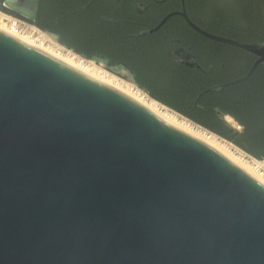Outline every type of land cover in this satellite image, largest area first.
I'll list each match as a JSON object with an SVG mask.
<instances>
[{"label":"water","instance_id":"obj_1","mask_svg":"<svg viewBox=\"0 0 264 264\" xmlns=\"http://www.w3.org/2000/svg\"><path fill=\"white\" fill-rule=\"evenodd\" d=\"M178 14L256 56L207 91L264 63V42ZM89 59L133 82L123 63ZM0 264H264V183L118 87L0 29Z\"/></svg>","mask_w":264,"mask_h":264},{"label":"trees","instance_id":"obj_2","mask_svg":"<svg viewBox=\"0 0 264 264\" xmlns=\"http://www.w3.org/2000/svg\"><path fill=\"white\" fill-rule=\"evenodd\" d=\"M138 1L147 7L143 14L136 12ZM183 2L188 18L211 34L243 43L264 42V0ZM86 3L38 0L32 22L43 31L58 33L61 43L83 57L105 59L109 70L123 63L134 84L150 98L253 158L264 160V63L238 83L207 91L244 76L256 56L200 35L178 15L150 34L134 35L156 26L169 12L180 10V0H109L104 4L95 0L85 11L73 8ZM178 47L192 53L199 67L176 62L170 52ZM220 114L229 115L240 129L226 123Z\"/></svg>","mask_w":264,"mask_h":264},{"label":"bare ground","instance_id":"obj_3","mask_svg":"<svg viewBox=\"0 0 264 264\" xmlns=\"http://www.w3.org/2000/svg\"><path fill=\"white\" fill-rule=\"evenodd\" d=\"M4 19H6L7 21L4 22L3 21ZM17 28L18 27H17L15 20L11 19L10 17H7V16L5 17L4 15L0 14V29L11 33L13 36L17 37L18 39H20L21 41L25 43L40 47V49L48 52L49 54L57 57L58 59H61L65 63L80 70L81 72L89 75L90 77L94 79H97L101 82L108 83V84L118 87L119 89L128 93L129 95L134 97L136 100H138L145 106L149 107L150 109H152L159 115L163 116L167 120L171 121L172 123L176 124L177 126L213 144L215 147H217L219 150L225 153L228 157L234 160L237 164H239L241 167L246 169L248 172H250L252 175L257 177L264 183V172H262L263 167H264L263 162L253 157L248 156L240 148L221 139L214 133L202 128L201 126L193 123L189 119L179 115L175 111L169 109L168 107L150 98L147 94H145L142 90H140L133 84L120 81L114 76L108 75L104 72L96 73L94 69L93 71H90L85 64L86 61L79 58L78 56L73 55L74 58H72L69 55H63L60 52H57V50L52 49L53 47L51 48L49 46H45L43 42L44 40L43 38L45 37V35L41 33V31L38 30L37 28L36 30L39 31L37 33L42 35L43 37L42 39H31L29 36H23L17 31ZM225 121L229 123V122H232V119L228 116H225Z\"/></svg>","mask_w":264,"mask_h":264},{"label":"flooded vegetation","instance_id":"obj_4","mask_svg":"<svg viewBox=\"0 0 264 264\" xmlns=\"http://www.w3.org/2000/svg\"><path fill=\"white\" fill-rule=\"evenodd\" d=\"M16 1V4L13 5V6H8V5H5L4 2L5 0H0V8L3 7L5 8L6 13H8L9 15L11 16H14L16 17V15H19V16H22L28 20H31L34 22V19H35V15H36V11H37V7H38V0H15ZM95 0H87V3L84 4V5H78V4H74L73 5V8L79 10V11H85L87 10L90 6H93V2ZM98 1H101L103 4L109 0H98ZM181 2V7H180V10H175V11H171L169 12L168 14H171L170 16H168L166 18V20L173 16V15H178L182 18L181 15H179L178 13L182 11V6L184 7L185 9V6H184V2L183 0H180ZM64 3V2H63ZM135 8H136V12L138 14H143L146 10H147V7L142 4L140 1L136 2L135 3ZM186 12V10H185ZM168 14H166L164 17H166ZM187 14V12H186ZM99 16L100 19H103L105 21H108V22H113L112 19L110 18H107V17H104L103 15H97ZM163 17V18H164ZM188 17V16H187ZM162 18V19H163ZM161 19V20H162ZM183 19V18H182ZM160 20V21H161ZM165 20V21H166ZM184 20V19H183ZM160 21L156 24V26L154 27H151L149 29H146V30H142L140 32H138L137 34H134L135 36L137 35H144V34H150L152 32H154L155 30H157L163 23H165V21L160 25V26H157ZM185 22V21H184ZM55 33V32H53ZM58 34V33H56ZM58 39H59V34H58ZM170 54L173 56L174 60L176 62H179L185 66H188V67H192V66H199L198 62H197V58L190 52L186 51L183 47H178L176 49H173ZM81 55V54H80ZM95 58H99V57H95ZM99 59H103V58H99ZM106 63V60L103 59ZM118 64V63H117ZM116 64V65H117ZM117 67V66H116ZM128 75V77L130 78V75L128 73H126ZM132 75V74H131Z\"/></svg>","mask_w":264,"mask_h":264},{"label":"rangeland","instance_id":"obj_5","mask_svg":"<svg viewBox=\"0 0 264 264\" xmlns=\"http://www.w3.org/2000/svg\"><path fill=\"white\" fill-rule=\"evenodd\" d=\"M0 14L4 15L5 17L7 16V17H10L11 19L15 20V22H16V24H17V27H18V28H17V31H18L21 35H23V36H29L31 39H42V38H43L42 35L37 33V32H39L38 30H40L41 33H43V34L45 35V37L43 38V39H44L43 42H44V45H45V46H49V47H51V48L53 47L52 49L57 50V52H60V53L63 54V55H69V56L72 57V58H74L73 55L78 56L79 58H81V59H83V60L86 61L85 64H86L87 68H88L90 71H93V69H94V71H95L96 73L104 72V73H106V74H108V75L114 76L115 78H117V79L120 80V81H124V82H127V83H129V84H133L134 86H136L133 82H128V81L122 79L121 77H119V76H117V75L111 73L110 71L104 69L103 67H101L100 65H98L97 63H95L94 61H92L91 59H89V58H85V57H83V56H81V55H79V54H77V53L71 51V49H69V48H67V47H65V46H63V45H61V44H59V43L53 41V40H52L50 37H48V36H47V35H46L41 29L36 30V27H35V26H33V25H31V24H28V23H26V22H24V21H22V20H20V19H18V18H16V17H14V16H11V15H9V14H7V13L1 11V10H0ZM15 18H16V19H15ZM18 20H19V21H18ZM3 21L5 22V21H7V20L4 19ZM76 59H78V58H76ZM143 92H144V91H143ZM144 93H145V92H144ZM145 94H146V93H145ZM229 125H231L232 127L235 128L236 123L232 121V122H229ZM229 143H230V142H229ZM234 146H235V145H234ZM259 161H260V160H259ZM262 172H264V168H263Z\"/></svg>","mask_w":264,"mask_h":264},{"label":"built area","instance_id":"obj_6","mask_svg":"<svg viewBox=\"0 0 264 264\" xmlns=\"http://www.w3.org/2000/svg\"><path fill=\"white\" fill-rule=\"evenodd\" d=\"M16 19V18H15ZM19 21V20H18ZM38 29V28H37ZM138 88V87H137ZM140 89V88H139ZM141 90V89H140ZM143 91V90H142ZM235 129H240V126L238 125V124H236V126H235ZM247 154V153H246ZM248 155V154H247ZM248 156H250V155H248ZM250 157H252V156H250ZM264 168V167H263Z\"/></svg>","mask_w":264,"mask_h":264}]
</instances>
